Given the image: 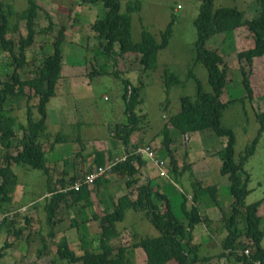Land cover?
I'll return each mask as SVG.
<instances>
[{
	"label": "rangeland",
	"instance_id": "1",
	"mask_svg": "<svg viewBox=\"0 0 264 264\" xmlns=\"http://www.w3.org/2000/svg\"><path fill=\"white\" fill-rule=\"evenodd\" d=\"M125 1L126 0H120L121 12L124 11ZM140 2V11L131 14L132 42L137 43L141 40V33L143 30L151 33L152 36L159 41L161 33L169 24L171 25V37L167 47L159 50L156 66L153 69L142 72L140 64L132 57H122V60L119 61L120 71L117 72L116 76L113 73L115 70L114 66H117V59H120V56L117 54V45L114 46V52L106 53L100 47V38L88 35L90 31L86 27L82 28L80 32L82 35L78 38L77 42L79 44L71 41L77 37V34L75 37L73 36L74 38L68 37L65 41L66 44H63H72L79 48V50H72V52L68 54L66 59L63 60V65L66 66V64L71 61L70 63L75 64V66H86L88 72L91 74H85L86 83L78 81V84L71 88V96L67 99V103H65L64 100L60 101L58 109L53 108L54 106H47V135L52 139H54V136L60 134H65L68 138L76 134L77 137L82 138L78 143L84 142L86 145L80 150V152H82L81 157L77 156L75 159H70V161L74 160V163H80L82 158L86 159L88 152L94 150V140H99L100 142L106 141V143H109L112 147L114 144H117L118 147L116 149L118 150L119 147H121V141L113 135V132L118 126L128 123V116L125 112L126 105L122 99V80L125 79L132 85H140L139 99L141 103L136 106L134 110L135 114L139 117L137 125L139 139L140 141L144 140L146 142V140L151 138H157L159 141L157 146L156 144L151 145L154 146V151L156 152L155 157L159 160L166 161L165 169L168 170L169 174L171 169L170 159L167 154H162L160 152V150L163 149L160 131H162L164 125L168 122V117L179 109V98L185 95L194 97L197 82L201 84L204 91H211V87L207 80L206 69L201 63H196L194 61V42L197 37L194 20L198 14L200 2L199 0H140ZM17 3V10H23L27 7L26 0H19ZM70 4V7H72L73 3L71 2ZM214 7H236L244 13L246 19L254 18L259 14V6L256 0H214ZM83 8L85 13H89L85 5ZM95 11L97 12V18L104 15L105 11L102 3L95 4ZM44 14L46 13H41L40 17H38L35 22L37 34L46 32L50 35L51 41L48 42L44 38H41L39 39L41 45V49H38L39 52L34 54V52L30 50L27 54V59L29 61L28 65L19 69L22 79L30 78L35 74L44 56L51 52L50 49L45 51L48 46H46V44H52L57 36L60 26L55 30L46 31V27L40 25V23H46ZM25 18L26 14L24 11V15H19L18 21L23 23ZM88 18L89 16L84 17L83 22H88ZM94 18L96 17H90L89 21L94 20ZM237 33L238 42L240 43L239 49L243 50L249 48L252 42L251 33L246 27H243L242 30H238ZM221 35L222 34L219 33L212 35L206 41V47L211 50L217 49L228 67L226 84L222 90L220 99L223 102H230L227 104L226 108L222 110L220 120L223 127L233 130L235 137L234 160L238 162L246 146L257 134L259 125L256 122L255 113L264 112V57H260L258 60L256 59V66L252 68L249 79L253 100L250 102L245 98L246 91L242 83V74L236 56L238 51L236 54L232 53L234 51L232 49L233 44L231 41H226L224 43L220 41ZM10 62L11 56L9 53L1 58L0 65H4V68H2L3 71L0 73V81L7 80V77L12 72L13 65H11ZM90 69H94L97 73H93V70L90 71ZM164 69L174 73L179 81L177 84L171 86L167 93L163 82ZM190 72H192L193 76H190ZM243 97L244 100L242 101L241 99ZM36 99L30 100V103H34L35 100L38 101V97ZM5 104V107L15 105L14 98L9 96V100ZM18 109L19 108H16V112L19 116V120L15 122L17 131L20 128L19 123H21L22 126L26 125V109H19V111H17ZM31 110L35 115L34 117L38 118L35 107ZM57 111H68L64 118L73 120V125L70 127L64 125L60 130L56 129L54 125L51 126V123H56L54 121L57 116ZM61 116L62 114H60V117ZM167 127L169 130L172 129L169 124ZM171 132L173 141L169 147L171 151H173L174 158L178 163L177 166L180 167L179 169H181L183 164H187V154L195 153L198 150H204L205 152L202 156L205 157V159H203V161L210 170L211 179L210 181L206 180L207 182L202 184L204 186H215L214 194L216 195L218 206L215 205L213 197L209 193H201L198 202L199 214H207L215 219H213L206 229H202L204 227L202 222L197 224L193 232L197 236V240H203L199 248V254H213L212 256L215 259L209 262L204 261L199 264H240L231 256H226L225 258L217 257L220 251V239L225 235L223 224L221 221L219 222V216L223 212L228 213L231 204V195L229 192L230 184L227 176L220 173L221 159L218 154V151L225 145L226 139L224 137H218L212 130L206 129L200 132L202 135L200 136L199 134V137H201L200 139L193 138L195 140L187 144L178 131L175 129L173 131L172 129ZM14 143H16L14 146L17 150V147L20 146L19 140L15 139ZM67 145V147L70 148L69 143H67ZM13 149L12 145V150H10V152H14ZM76 150H79V145ZM207 150L209 151L208 153ZM4 156V147H2L0 149V164L3 163ZM144 160L147 165H153L147 157H144ZM193 163L197 171L202 162L198 159ZM153 167L155 166L153 165ZM12 170L17 175V184L11 191V197L13 196V199L10 203L14 209H18L21 206L25 209L22 213L16 212L14 218H12L14 221L12 226L9 228L7 225L0 226V248L4 245L5 241L11 242L12 244L11 247L3 250L4 256L0 258V264H31L32 261L30 259L36 260L39 258L44 259L40 264H51V258L54 257L56 248V243L51 247V240L48 241V243H51L48 249H46L39 258L35 256L37 254L36 251H34L35 248L32 243L39 241L38 233L40 228L45 234L49 230V227L46 222L44 207L40 206L36 209L33 203H41L40 198L46 194L48 182L50 184L53 183L54 180L52 179H55L57 174L55 170L49 171V176L53 177L51 182L46 173L39 169L19 166V168L15 170L12 166ZM243 170L249 176L247 183L249 194L244 200V204L249 205L264 197V132L256 144L253 154L244 162ZM155 171V179H152L153 184H155L158 191L168 198L174 214L181 221H185L184 217L181 215V206L185 203L187 209L191 207L193 198L191 197L193 194L192 186L194 182L197 181L196 178H194L187 169L180 175L175 176L174 174H169L165 177L159 176L157 168ZM76 179L73 180L76 181ZM87 186L88 185H86V187ZM214 186L212 187L214 188ZM22 189L24 193L20 194V190ZM31 201L33 202L30 203ZM5 204L8 205V203ZM32 206L35 208L34 211L31 210ZM61 208V214L64 215L65 207L63 204ZM1 214L2 213H0V215ZM82 218H86V215L82 214ZM77 220V222H80L78 217ZM67 221L66 224L69 225V220ZM7 223L8 222H6V224ZM263 225L264 216L260 218V226L263 227ZM116 227L120 229V236L115 238L114 244L123 245L125 247L134 241L136 238L135 236L158 235V231L150 224L142 210L134 211L129 209L125 212L124 219L116 223ZM237 228L240 233L244 231L245 222L242 218L237 219ZM17 229H21L22 231L19 237L14 236V232ZM88 229L89 227H86V230ZM80 230H82V227ZM70 237H72L70 241H75V243H77V240H79L80 243L83 241L80 236H76L75 230H73ZM88 237V245H90V247H93L94 244L97 246V232ZM241 241H246L243 235ZM261 244L264 245V237ZM168 264L175 263L170 262Z\"/></svg>",
	"mask_w": 264,
	"mask_h": 264
},
{
	"label": "trees",
	"instance_id": "2",
	"mask_svg": "<svg viewBox=\"0 0 264 264\" xmlns=\"http://www.w3.org/2000/svg\"><path fill=\"white\" fill-rule=\"evenodd\" d=\"M26 2V35L19 37L15 43L13 40L6 38L7 16L4 4L0 0V47L10 54V64L13 65V70L7 77L8 79L0 81V149L4 147L5 152L3 163L0 164V213L20 209L10 207L11 191L17 184V175L12 170L13 165L27 166L42 170L44 173L47 172L43 148V142L48 138L46 104L55 93L62 66L60 45L65 37L64 26L59 27L57 36L52 42V53L44 56L35 74L30 78L22 79L18 72L20 68L28 65L29 61L25 51L34 42L36 33L34 22L38 6L34 0H26ZM81 2L85 4L102 3L105 9L104 15L94 20L91 25V29L104 40L102 44L104 52H114V46L117 45L118 56L132 57L140 64L142 72L156 66L158 52L167 47L172 34L170 24L161 33L159 41L151 33L143 30L141 40L134 43L131 39V14L140 11V0H126L123 12H121L120 0H81ZM199 2L198 14L194 20L197 31L194 42V61L201 63L206 69L211 91H204L201 84L197 82L194 97L185 95L179 98V109L168 117V122L160 131L163 143V149L160 152L167 154L171 166L169 172L177 176L184 172L186 164L180 170L177 167V160L169 147L173 139L167 127L168 124L171 125L173 131L175 129L181 134L210 129L218 137L226 139L225 145L218 151V154L221 159L220 173L227 176L230 184L231 204L229 212H223L219 217L225 235L220 239V251L217 257L231 256L240 264H253L254 261L258 260L264 263V245L261 244L264 237V225L263 227L260 226V218L264 216V197L249 205L244 204V200L249 194L247 188L249 176L243 170L244 162L253 154L256 144L264 132V112L255 113V119L259 125L257 134L246 146L239 161L236 162L234 160L235 137L233 130L223 127L220 120L222 110L230 102H223L220 99L226 84L228 67L217 49L211 50L206 47V41L214 34H223L222 42L224 43L233 40L234 31L238 27L247 28L251 33L253 46L238 51L236 56L240 65L242 83L246 91L245 98L251 102L253 93L249 78L252 73L254 59L264 55V0H256L259 6V14L251 19H246L244 13L236 7H214V0H199ZM48 27L52 28L51 21H49ZM113 73L117 76L116 71ZM189 74L193 76L192 72ZM163 82L167 93L171 86L179 81L174 73L164 69ZM122 83V99L126 105L125 112L128 116V123L118 126L114 131V136L123 145L128 146L130 134L137 129L139 122V117L134 110L141 103L139 99L140 85H132L125 79L122 80ZM25 87L29 90L26 95ZM31 94L38 97V101L34 105L38 118L34 117L31 107L27 106L26 125L23 126V135L19 138L21 148L15 154H10L8 149L15 137L16 119L6 115V113L4 114L3 106L9 96L25 95L29 99ZM241 100L243 101L244 97ZM137 158L131 153L125 161L117 163L111 170L121 171L127 177H132L138 172V169L133 165V161ZM138 160L141 162V159ZM94 182L87 187L86 185L83 186L74 198L80 200L86 198L92 192ZM192 188V205L187 209L185 203L182 204L181 215L185 221H181L172 211L168 198L158 191L155 184L147 182L138 186L135 195L129 197L125 194L118 197L112 211L93 215V218L99 223L96 250L85 247L83 253L77 255L67 240L61 238L56 242L52 262L67 260L71 263L79 262L81 264H131L133 252L138 247L145 253L146 264H168L170 262L175 264H197L213 259L212 255L199 254V243H193V232L197 224L202 222L203 225L208 226L213 221L207 215L201 216L199 214L197 200L201 193H209L213 197L215 205L218 206L214 194L215 187L213 188L212 185L204 186L200 181H195ZM60 189L51 188L49 190L51 197L44 204L46 221L50 226H53L55 214L65 197ZM5 203H8V205ZM128 209L144 211L147 220L158 231V235H138L126 247L115 245L112 240L119 236L116 223L124 219L125 212ZM238 218H242L245 222V229L242 233L237 228ZM6 222L8 223L6 224ZM13 224V219L9 221L5 219L0 223V226L7 225L9 228ZM21 232V229H17L14 236L19 237ZM242 235L246 240L245 242L241 241ZM11 246V242H4V245L0 248V258L4 256L3 250ZM244 250H248L249 253L245 254ZM36 254L35 256L38 258L39 251H36Z\"/></svg>",
	"mask_w": 264,
	"mask_h": 264
},
{
	"label": "crops",
	"instance_id": "3",
	"mask_svg": "<svg viewBox=\"0 0 264 264\" xmlns=\"http://www.w3.org/2000/svg\"><path fill=\"white\" fill-rule=\"evenodd\" d=\"M1 1L4 4V10L6 12L7 23H8L6 38L7 39L9 38L16 43L19 37L21 36L24 37L26 35L25 20L23 23H21L18 21V17L19 15H24V11H26L27 7L23 10L18 9L19 10L18 11L16 8L18 6L17 2H19V0H1ZM34 2L38 6V11H37L35 22L37 21V18L40 17L41 13L42 14L46 13L44 14V16L46 17L45 19L46 23L45 24L40 23V25H42L43 27H46V31L55 30L58 28V26L65 27V32H64L65 37L60 45V50L62 54L61 72H60V77L56 83L55 93L46 104V119H47V106H54L53 108L58 109V104L60 101L64 100V102L67 103V99L71 96V88L77 85L78 81L82 83H86L85 74L90 73L88 72V68L86 66L84 67L75 66V64L70 63L71 61L68 62L66 66L63 65L64 64L63 60L66 59V57L68 56V54L72 52V50H79L77 46L72 45V44L63 45V44H66L65 43L66 39H68V37H73V36L75 37V35L77 34V37L76 38L73 37L74 40H71L77 43L78 38H80L82 35L80 32L82 28L84 27H86L90 31V33L88 32L89 33L88 35L96 36L98 38L100 37L97 35L96 32H94L91 29L92 23L94 22V20L97 19V12L95 11V4H85V3H82L81 0H34ZM71 2L73 3L72 7H70ZM84 5L86 6V9H88L89 13H85L84 8H83ZM88 16H89L88 22H83V18L88 17ZM93 16L96 18H94V20L92 21H89L90 17H93ZM49 21H51L52 23V28L48 27ZM35 22H34V29H36ZM242 28L243 26L238 27L234 31V37H233V40L231 41V43L233 44L232 49L234 50L232 53L234 54H236L237 51H240L239 49L240 43L238 42L237 32L238 30H242ZM35 32L36 33L34 37V42L28 48H26V51H25L26 57H27V54L30 52V50L31 52H34V54H37V52H39L38 49H41L39 39L44 38L48 42L51 41L50 35H48V33L42 32V33L37 34V29L35 30ZM222 38H223V34L220 37V41H222ZM251 40L252 42L249 48L253 46V39ZM103 42L104 40L100 38L99 44L101 48H102ZM46 46L48 47V49L46 47L45 51H48L49 49L51 52L53 51V47L51 43L46 44ZM6 54H8V52L4 51L0 47V61L2 57L6 56ZM261 57H264V55ZM121 58L122 57H120V59H117L118 64L117 66H114L115 68L114 71L116 72L120 71L119 61L122 60ZM258 59H260V57ZM255 61L256 59H254L253 67L256 66ZM2 68H4V65H0V73H2L3 71ZM91 70H93V73H97V71H95L94 69H90V71ZM28 93H29V90L27 87H25V95ZM25 95L12 96V98H14L15 105L13 106L10 105L8 107H5L6 104H4L3 106L4 114L6 113V115L8 116L14 117L16 119V122L19 120V116L16 112V108L26 109L27 106H30L31 109H34V105L37 103L36 101L37 97H35L33 94L30 95L29 99ZM32 99H36L34 103H30V100ZM19 109L17 111H19ZM67 112L68 111H57V116L55 117V121H54L56 123L55 124L51 123L52 124L51 126L54 125L56 129L60 130V128L64 125L69 126V127L73 125V120H70V118H66V119L64 118L66 117ZM60 114H62L61 116L62 118L60 117ZM19 124H20V128L18 129V131H17V127L14 128L15 137L12 139L11 146L8 149L10 154H15L21 148V146H18L16 150L15 149L16 147L14 146L16 144L14 143V140L15 139L19 140V138L23 135V130H22L23 126L21 123ZM46 127L48 128V125H46ZM179 134L182 135V137L184 138V141H186L187 144L193 142L195 140L193 138L200 139L201 137H199V134L200 136H202L199 131L189 132L186 134H181V133ZM113 135H114V132H113ZM49 137L50 136H48V138L44 140L43 142L45 158L47 156L46 158L47 172L45 173L48 176L49 180H51L53 177L49 176V171L55 170L57 177L55 179H52L54 180L53 183L50 184L48 182V189L46 190V193H50L49 190L51 188L60 189L61 187L67 186L71 182L73 183L74 182L73 179L82 177L83 175L88 173L95 165L104 164L108 159H115L126 153L131 154L133 150L135 149V147L137 146L150 145L154 149V146L151 144H156L157 146V144L159 143L157 138L155 139L151 138L149 140H146V142L144 140L140 141L139 130L136 129L130 134V138H129L130 143L128 146H125L121 143L120 144L121 147H119V149L117 150L116 149L118 147L117 144H114L112 147V145H110L109 143H106V141L100 142L99 140H94L93 141L94 150L88 152L86 155L87 156L86 159L82 158L80 163H74V160L70 161V159L72 158L75 159L77 158V156L81 157L82 152H80V150H82L84 148V145H86V143L84 144V142L82 143L80 142V144L78 143V141H81L82 138L77 137L76 134L73 135L71 138H68L67 136H65V134L56 135L54 136V139H52L51 137L49 138ZM171 137H172V132H171ZM67 143H69L70 148L67 147L68 146ZM142 143H145V144H142ZM12 145L14 148L13 149L14 152H10V150H12ZM78 145H79V150L77 151L76 149L78 148ZM204 152H205L204 150H198L195 153L187 154L188 162L186 164V169L189 170L192 176L196 178L197 181H200L201 183L207 182L206 180L210 181L211 179L210 170L208 169L205 162L203 161V159H205V157L202 156ZM208 152L209 151L207 150V153ZM138 159H141V162ZM198 159L202 163L200 164L201 166L198 167L199 169L196 171L195 164L193 162L197 161ZM164 162L166 164V161ZM133 165L138 169V172H136L132 177H127L121 171L111 170L110 172H107L105 176L96 180L97 182L96 181L94 182V184L92 185V188H93L92 192L88 194L86 198L84 199L80 200L79 198H76V197L74 198L75 194H77L78 191L77 192H72V191L62 192L65 195V197H64V200H62V202L60 203V205L62 206L63 204V206L65 207L64 215L61 214L62 208L59 205L58 210L55 214L53 226H50V224L48 225L47 223L49 230L45 234L42 232L41 228L39 229V233H38L39 241L32 243L33 247L35 248L34 251H39V256H41L46 251V249H48V247L50 246L51 243H48L49 240L52 241L51 247H53V244H55L58 240H60V238H65L67 242L69 243L70 247L74 250V252L77 255H81L83 253V248L85 247L91 248L88 245V240H89L88 236L97 232V237H98V231H99L98 230L99 223L97 220L93 218V215L94 214L97 215V213L103 214L105 211L106 212L112 211L113 206L117 202L118 197L125 195V194L129 197L133 196L136 194V189L138 186L146 184L147 182H151L153 184L152 179H155L154 171L156 170V168L153 167L152 164L151 166L147 165L144 160V157H138L137 159H135V161H133ZM16 168H19V165H13V169L16 170ZM179 168L180 167H178V169ZM166 173H167L166 176L170 174V172L168 174V170H166ZM161 177H165V176H161ZM23 193H24V190L23 189L20 190V194H23ZM50 197L43 196L42 198H40L41 203L36 202L35 204L33 203V205L36 207V209L39 208L40 206L44 207V204L49 201ZM12 199H13V196H12ZM33 201H31L30 203H32ZM197 201L199 202V198ZM198 202H197V205H198ZM36 204H39V205H36ZM34 206L31 207L32 211H34L35 209L33 208ZM10 207L14 209L11 203H10ZM82 214H85L86 218H82ZM205 215L207 214H204L201 216H205ZM207 216L210 219H215L213 217H210L209 215ZM77 217L80 219V222H77L78 221ZM67 220H69V225L66 224L68 222ZM203 226L204 227L202 229L207 228V226L205 225ZM81 227L83 231L80 230ZM86 227H89V229L86 230ZM73 230H75L77 237L80 236V238L83 239L81 243L79 242V240H77V243H75V241L74 242L70 241V239L72 240V237L70 236L72 235ZM117 230L119 232L118 235L120 236V229L117 228ZM114 241L115 240L113 239L112 242ZM193 243H199V247H201L203 240L202 239L197 240V236L195 235V233H193ZM92 249L96 250L97 246H95L94 244ZM54 255H55V252H54ZM53 258L54 257L51 258V262H50L51 264H81L79 262L71 263L67 260L66 261L56 260L52 262ZM145 259L146 257H145V253L143 252V250L140 247L135 248V251L133 252L131 264H146ZM30 260L32 261L31 264H40V262H42L44 259L39 258L36 260H32V259Z\"/></svg>",
	"mask_w": 264,
	"mask_h": 264
},
{
	"label": "built area",
	"instance_id": "4",
	"mask_svg": "<svg viewBox=\"0 0 264 264\" xmlns=\"http://www.w3.org/2000/svg\"><path fill=\"white\" fill-rule=\"evenodd\" d=\"M132 154H134L136 157H147L153 165L159 170L160 176H166V170H165V162L163 160H159L155 157V151L150 145H140L135 147ZM129 154L126 153L118 158L115 159H108L104 164L102 165H95L88 173L83 175L82 177H78L76 181L71 183L69 186L62 189L63 192L68 191H79L83 186L85 185H91L95 180L100 179L103 177L107 172H110L111 169L119 162L125 161ZM49 195V194H45ZM25 208H21L23 211ZM15 212H6L0 215V223L3 222L5 219L11 220L14 218ZM245 254H248V250H244ZM253 264H264L261 263V261H254Z\"/></svg>",
	"mask_w": 264,
	"mask_h": 264
},
{
	"label": "clouds",
	"instance_id": "5",
	"mask_svg": "<svg viewBox=\"0 0 264 264\" xmlns=\"http://www.w3.org/2000/svg\"><path fill=\"white\" fill-rule=\"evenodd\" d=\"M62 189H63V188L60 189L61 192H63ZM46 194H49V195H44V197H47V196H50V195H51V193H46ZM21 208H23V207H20L19 210H15V211H14L15 214H16V212H23V211L21 210ZM2 214H3V213H2ZM2 214H1V215H2ZM15 214H14V215H15Z\"/></svg>",
	"mask_w": 264,
	"mask_h": 264
}]
</instances>
